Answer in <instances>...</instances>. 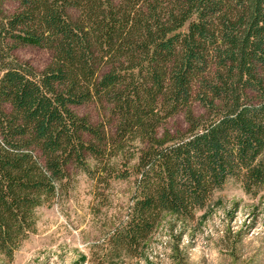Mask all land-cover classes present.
Returning a JSON list of instances; mask_svg holds the SVG:
<instances>
[{"label": "trees", "instance_id": "trees-1", "mask_svg": "<svg viewBox=\"0 0 264 264\" xmlns=\"http://www.w3.org/2000/svg\"><path fill=\"white\" fill-rule=\"evenodd\" d=\"M12 1L0 13V257L67 192L70 166L101 189L131 186L109 256H138L165 215L192 221L228 180L247 195L263 186L264 0ZM25 46L49 53L43 70L14 57ZM87 104L105 120L73 111ZM180 113L187 130L158 140Z\"/></svg>", "mask_w": 264, "mask_h": 264}, {"label": "rangeland", "instance_id": "rangeland-1", "mask_svg": "<svg viewBox=\"0 0 264 264\" xmlns=\"http://www.w3.org/2000/svg\"><path fill=\"white\" fill-rule=\"evenodd\" d=\"M16 9V2L4 0L0 13L10 16ZM13 55L36 71L50 60L46 50L30 46ZM73 111L93 125L105 120L93 104ZM190 111L197 120L206 116L197 103ZM187 127L184 114H177L159 127L156 138L169 139ZM68 173L67 192L36 209L34 233L11 260L0 257V264H264V184L247 195L240 182L228 180L192 221L165 215L138 256L122 251L109 256L104 240L127 205L131 186L116 182L101 189L73 166Z\"/></svg>", "mask_w": 264, "mask_h": 264}]
</instances>
